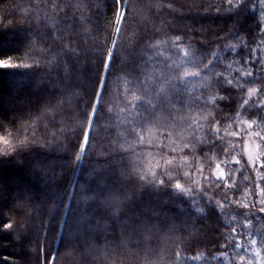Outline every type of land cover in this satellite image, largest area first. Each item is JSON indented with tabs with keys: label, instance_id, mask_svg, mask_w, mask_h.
Wrapping results in <instances>:
<instances>
[{
	"label": "trees",
	"instance_id": "1",
	"mask_svg": "<svg viewBox=\"0 0 264 264\" xmlns=\"http://www.w3.org/2000/svg\"><path fill=\"white\" fill-rule=\"evenodd\" d=\"M52 2L0 0V59L30 65L0 69V122L13 133L20 131L25 123L36 124L40 133L38 143L49 142L20 154L9 162L10 166L0 163V212L12 217L15 229L11 234L0 236V264H31L30 259L36 264L37 254L40 264H241L242 254L234 244L244 239L247 227L232 225L237 227V232L232 233L235 238L232 242H226L223 236L230 231L225 222L235 212L226 207L230 215L219 212L213 215L199 189L192 193L190 200L188 195L172 187L155 189L136 177L135 168L154 166L159 156L130 134L134 117L124 110L123 91L131 87L125 80L139 84L148 75L161 71L175 75L181 71L164 66L167 57L180 63L182 53L178 54L172 47V38L176 36L186 49L196 50L201 55L204 54L201 45L214 48L221 58L217 70L224 71L225 75V66L234 58L247 55L251 61L253 50L256 57H264L261 43L264 33L260 30L264 27L261 24L264 4L261 0H243L238 11L228 12L226 0H130L121 34L115 37L126 63L123 68L117 67L113 80L116 75L124 79L110 86L92 147L86 158L76 161L70 151L76 136L69 133L63 138L61 129L79 120L74 93L91 92L90 68L95 64L93 58L98 46L113 42L112 0H71L85 7L75 14L69 11L67 17L64 12L56 13L44 6ZM209 4L212 7H207ZM240 40L248 48H244ZM157 41H167L166 45H161L163 55H157V49L151 46ZM234 44L237 45L235 50L231 47ZM68 48L74 49V53ZM239 67L232 63L233 69ZM211 83L217 86L214 80ZM256 86L264 87L260 82ZM187 87L191 93H185L186 98L199 97L203 90L196 80ZM225 94L219 92V95ZM236 95L237 90H233V96ZM45 101L61 109L58 114L49 110V116L54 115V119L41 116ZM236 107L235 101L227 107L221 103L222 111H215V118L224 126L231 125L232 131L246 127L225 119L236 114L232 111ZM202 108V105L193 106L186 113L187 118L205 123L201 117L207 113ZM240 114L255 118L243 110ZM202 134V131L197 132V135ZM147 135L145 133L146 138ZM226 140L239 147L242 145L241 137L227 136ZM126 141L133 143V148H129ZM62 144L69 150L61 147ZM260 148L264 152V145ZM13 162L22 163L26 168H17ZM219 162L217 154L209 164L214 168ZM221 167L225 173L229 172L223 164ZM246 168L250 169L249 165ZM209 170L205 164V175ZM243 175L249 182L256 181L253 171H244ZM197 179L203 187H208L203 177L197 175ZM234 179L240 183L243 176L238 172ZM180 183L186 188L195 187L184 180ZM251 186L254 188L255 183ZM260 187H264V182ZM220 191L215 189V199L222 201ZM85 194L92 198L85 201ZM208 195L212 196L213 192ZM247 200L254 197L248 196ZM110 203H117L120 215L134 222L121 224L116 240L112 239V229L106 226L104 219L111 211L110 208L106 211ZM197 204L203 211L197 210ZM249 211L256 214L255 207ZM250 218L251 222H258L256 217ZM261 218L263 226L258 228L262 229L258 247L264 262V217ZM110 224L108 220L107 225ZM68 242L75 247L66 248ZM8 248L18 253L11 254ZM50 248L54 261L45 259Z\"/></svg>",
	"mask_w": 264,
	"mask_h": 264
},
{
	"label": "snow or ice",
	"instance_id": "2",
	"mask_svg": "<svg viewBox=\"0 0 264 264\" xmlns=\"http://www.w3.org/2000/svg\"><path fill=\"white\" fill-rule=\"evenodd\" d=\"M226 2L228 12H236L243 6V0H236L235 4L233 0H226ZM261 3L264 4V0H261ZM44 6L56 13L64 12L65 17L68 16L69 11L75 14L85 7L80 3H72L71 0L65 3H57L53 0L52 3ZM168 7L171 8L172 5H168ZM207 7H212V5L209 4ZM129 8L130 0H112L113 42L98 46V51L93 58L95 64L90 68L91 92L84 90L82 93H74L77 97L79 120L73 126L61 129L63 138H67L69 133H74L76 136L75 143L70 146V151L76 161L86 158L87 151L92 147L101 112L105 108V100L110 93V86L124 79V77L116 75L115 81L113 80L117 67L123 68L126 63L115 37L121 34L126 10ZM216 11L220 12L219 6L216 7ZM80 18L82 19V16ZM261 24H264V13H261ZM260 30L264 33V27H261ZM240 43L244 48H248V45L244 44L242 40ZM261 43L264 44V38ZM162 44L166 45L167 41H157L151 45L157 49V55H163ZM172 47L178 54L182 53L180 63L177 64L171 57H167L164 66L169 70L174 67L180 68V72L175 75H165L161 71L156 75L146 76L144 82L139 84L133 81H124L126 85L131 84V87H125L123 91L126 99L124 110L130 112L134 117L130 134L139 141L140 145H147L159 156L154 166L141 165L139 168H135L134 172L143 184L161 190L172 187L179 193L188 195L190 200L192 193L199 189L202 199L206 200L209 211L213 215L219 212L228 216L230 213L226 211V207L231 209L235 215H231L230 219L225 222V226L229 227L230 231L223 233V236L226 242H232L235 239L232 233L237 232V227L232 225L235 224L242 228L251 226L250 217H255V214L249 211L251 207H256L258 213H264V187H260V183L264 182V172L260 171V169H264V159L260 152H254L250 147V142L254 139L259 141L255 145L256 149L264 145V135H262L264 133V99H261L264 96V87L256 86L257 82L264 85V57H256L253 50L250 53L253 58L251 61L247 55L234 58L225 66L227 71V75H225L224 71L217 70L221 58L214 48L201 45L204 51L203 55L196 50L189 51L184 47V42L179 36L172 38ZM191 47L189 45V48ZM231 47L235 50L237 45L234 44ZM68 51L74 53L75 50L68 48ZM151 59L152 57H149V60ZM232 63L239 64L240 67L233 69ZM249 64L252 67H248ZM20 67H30V65L15 64L0 59V69ZM125 75H129V73ZM193 80L199 81L203 90L199 97L191 98L189 95L186 98L185 93H191V89L187 85ZM213 80L216 82V87L212 86L211 81ZM233 90H237L238 95L233 96ZM220 91L226 94L219 95ZM233 101L237 104V107L232 109L236 114L225 119L231 120L237 126L246 125L245 128L238 127L236 131L231 130V125L224 126L220 120L215 118V111H222L221 103L227 107ZM45 105L46 107L41 113L43 118L54 119V115L49 116V110L54 114H58L61 110L49 101H45ZM196 105H202V111L207 113L201 117V120L205 122L203 124L200 121L187 118L186 113ZM182 109L186 111H182ZM241 110L251 113L255 118L248 119L242 116ZM178 117L179 119H177ZM0 128H3V131L0 132V163H9L16 160L20 154L30 152L37 146L44 147L46 143H49L48 141L38 143L39 126L31 122L23 124L21 130L15 133L2 122H0ZM222 128H224L223 131ZM198 131H202L203 134L197 135ZM145 133L148 134L147 138ZM227 136L241 137L243 147H239L231 140H226ZM177 140H179V145H177ZM126 143L129 148H133V143L127 141ZM61 147L69 150L67 145L62 144ZM217 154L220 156V162L215 163L213 168L209 161H212L213 155ZM137 159L140 157L137 156ZM205 164H208L210 169L208 175H205ZM222 164L229 168L228 173L224 172ZM232 165L240 167L234 168ZM248 165H251L250 169L246 168ZM249 170L256 171V181L249 182L247 176L243 175L244 171ZM238 172L243 176L240 183L234 179ZM197 175L203 177L207 188L203 187L201 181L197 179ZM181 180L191 183L195 187L186 188L180 183ZM253 183H255L254 188L251 186ZM215 189L221 190L219 195L222 196V201L215 199L217 194ZM210 191L213 192L212 196L208 195ZM248 196L258 197L259 206L257 207L255 200H247ZM90 198L92 197L87 194L83 197L85 201ZM128 199L130 200L131 197ZM108 208L111 211L104 219L106 226L112 229V239L116 240L119 239L117 229L120 225L134 224V222L130 218L120 215L121 208L117 203L107 204L106 211ZM197 210L203 211L198 204ZM0 216L4 217L0 219V236L13 233L15 229L11 222L12 217L2 212H0ZM237 217L240 219L238 220ZM108 220L111 221L110 225H107ZM99 222L97 221V223ZM251 243L254 245L256 241L252 240ZM234 246L241 247L238 243ZM65 247L74 248L75 245L68 242ZM58 255L59 252H56V256ZM256 255L259 256V253L257 252ZM45 259L55 260L51 248ZM192 259H198V257H192ZM36 264H40L39 254L36 257Z\"/></svg>",
	"mask_w": 264,
	"mask_h": 264
},
{
	"label": "rangeland",
	"instance_id": "3",
	"mask_svg": "<svg viewBox=\"0 0 264 264\" xmlns=\"http://www.w3.org/2000/svg\"><path fill=\"white\" fill-rule=\"evenodd\" d=\"M246 139V137H245ZM258 143L257 139H254L253 141L250 142V147H252L253 151L256 152H260L262 154V159L264 158V152L261 150V148L256 149L255 145ZM243 147V144L241 145V148ZM246 158V157H245ZM9 165L10 163H5V165ZM14 166H17V168H26L24 165H22V163H17V162H13ZM10 166V165H9ZM249 167L251 168V165H249ZM27 171H30V169L25 170V172L27 173ZM255 174V177L257 176L256 171H253ZM29 173V172H28ZM254 200L256 201V205L257 207L259 206V198L258 197H254ZM255 217L258 219L257 223H253L251 222V226L246 228L245 231V237L244 239H241L239 241V245H241V247H239L240 252L242 254L243 259H241V264H264L262 256H261V252L259 250L258 244H259V237H260V233L262 232V229L259 231L258 228L263 226V223L261 224L260 220H262L261 217H264V213H258L257 209L255 207ZM264 235V233H263ZM252 240H255L256 243L253 245L251 243ZM17 242V241H16ZM9 253L11 254H17L18 251L17 250H13L12 248H8ZM31 251V250H29ZM259 253V256L256 255V253ZM30 263L31 264H35L33 259H30Z\"/></svg>",
	"mask_w": 264,
	"mask_h": 264
}]
</instances>
